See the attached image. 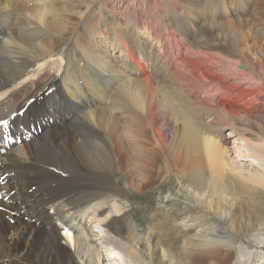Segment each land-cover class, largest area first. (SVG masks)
<instances>
[{
  "label": "bare ground",
  "instance_id": "bare-ground-1",
  "mask_svg": "<svg viewBox=\"0 0 264 264\" xmlns=\"http://www.w3.org/2000/svg\"><path fill=\"white\" fill-rule=\"evenodd\" d=\"M247 2L0 0V264H264V29ZM231 5L253 26L222 20ZM5 6L26 14L12 39ZM157 174L174 184L138 226L117 200Z\"/></svg>",
  "mask_w": 264,
  "mask_h": 264
},
{
  "label": "rangeland",
  "instance_id": "rangeland-1",
  "mask_svg": "<svg viewBox=\"0 0 264 264\" xmlns=\"http://www.w3.org/2000/svg\"><path fill=\"white\" fill-rule=\"evenodd\" d=\"M246 1H248L247 3H248V5L250 4V6H249V9H252V10H254V11H252L253 13H256V15H255V18L256 19H259L260 21H261V23H259V22H254V24H255V27L252 29V31L253 32H258L261 28H263L264 29V19H262L261 17H260V15H261V7L259 6L260 4H259V2L257 3V0H246ZM241 3V2H240ZM6 7V6H5ZM260 7V8H259ZM6 8H8V7H6ZM9 10H10V14H11V18L10 19H8V20H11L12 21V23L16 26V23H15V21L17 20V19H22V16L23 15H26V14H23L22 13V11L20 10V9H17V8H8ZM259 10V11H258ZM32 12H34L33 10H30V12L29 13H32ZM163 12H165V11H163ZM29 13H27V14H29ZM235 13V14H234ZM260 13V14H259ZM120 14V13H119ZM119 14H117V15H119ZM249 15V12H248V10L245 8L243 11H241V12H238L232 5H231V7H229V10L227 11V13H224L222 16H221V18H222V20H224L228 25H230L231 26V24H232V26L234 27L236 24H235V22H236V20H237V18L239 17L240 19L242 18V19H244L246 16H248ZM259 16V17H258ZM119 18H116V19H118V23H120V24H124V23H122L121 22V16H118ZM149 17H150V15H149ZM247 18V20L249 21V24H246V25H250V26H253L252 25V22H251V17H246ZM115 19V18H114ZM137 19H139V20H141V18H130V22L129 23H127V24H133V23H136L138 20ZM150 19L151 20H162V19H160V18H157V17H150ZM125 20H127V18H125ZM176 20H179V18L178 19H175V20H173V21H171V20H169L170 21V23H173L174 21H176ZM7 21V20H6ZM6 21L5 20H0V32L3 30L2 29V26L6 23ZM163 21V20H162ZM99 23V22H98ZM97 23V24H98ZM104 23H106L104 20L103 21H101L100 22V24H104ZM257 23V24H256ZM2 25V26H1ZM163 25H166V23L165 22H163ZM167 27V26H166ZM156 28H158V29H161V27L160 26H158V27H156ZM245 28V29H244ZM244 28H242V32H248V26H245ZM247 28V29H246ZM257 28V29H256ZM2 29V30H1ZM244 30V31H243ZM256 30H258V31H256ZM14 31H17V26H16V28L12 31V32H8L9 33V35H10V37H11V39H12V37H13V34L15 33ZM153 32H160V30H153ZM163 32H164V30H163ZM167 33V32H166ZM81 34H82V32H81ZM169 34V33H168ZM173 40H171L170 41V43L172 42ZM176 42H179L178 40H176V41H174V44L176 43ZM2 46H3V44L2 45H0V49L2 48ZM173 46V45H172ZM59 48L61 47V48H64V41H59V46H58ZM165 51L167 52V49H165ZM176 62H178V58L176 57V59H175V61H173V63H176ZM70 64V63H69ZM23 98V97H22ZM22 98H21V101H22ZM54 126H60L59 124H56V125H53V126H51V127H54ZM50 128V127H49ZM230 127L229 126H226L225 128H224V130H223V135L225 136V135H228V134H230ZM227 138V137H226ZM236 138V136L235 137H233V136H230V137H228L227 139H230V140H233V139H235ZM229 145H231V143H229ZM233 155V154H232ZM160 166H161V162H160V164H159ZM160 169H162V168H160ZM68 173V171L66 172V171H64V175H66ZM160 173L162 174L163 172H162V170L160 171ZM160 174H157V176H159ZM40 177H42V176H40ZM162 176L160 175L155 181H154V183H152L149 187H147L146 189H145V192H143V193H137V192H135V191H127V192H125L124 191V196L122 195V197H119L118 199L119 200H117L118 202V205L120 206V207H125V206H127V207H130V208H132V209H135L136 211L135 212H133V214H135L134 215V220H135V223H136V225H143V223H144V220H145V218H146V216H147V214H149L151 211H152V207L154 206V205H156L157 203H160V201L161 200H163V191L165 190V188H167V187H169V186H171V185H173L174 184V181H171V180H169V181H167L166 179L165 180H162V178H161ZM158 189H161V192H159L158 191ZM160 193V194H159ZM159 199V200H158ZM120 202V203H119ZM123 202V203H122ZM156 202V203H155ZM111 204L112 203H110L109 202V204H108V208H106V211L108 212L109 210H111L110 208L112 207L111 206ZM110 205V206H109ZM129 205V206H128ZM131 205V206H130ZM170 206V205H169ZM168 206V207H169ZM134 207V208H133ZM57 224H58V222H57ZM92 225V227H93V229L95 230V231H97V230H99L100 228H101V226L100 225H98V224H96V223H93V224H91ZM96 225H98V227L96 226ZM96 238H98V236L96 235L95 236ZM108 252V251H107ZM123 252H121V253H119V257H118V255L116 256L117 257V260H115V262L113 261L112 263H110V264H120L119 263V261L120 260H124L125 258H126V256H125V254L123 255L122 254ZM125 256V257H124ZM122 258V259H121ZM125 260H127V258L125 259ZM128 264V263H127Z\"/></svg>",
  "mask_w": 264,
  "mask_h": 264
}]
</instances>
